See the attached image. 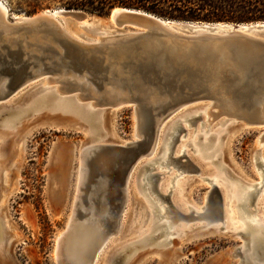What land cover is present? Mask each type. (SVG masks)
<instances>
[{
  "label": "rangeland",
  "instance_id": "obj_1",
  "mask_svg": "<svg viewBox=\"0 0 264 264\" xmlns=\"http://www.w3.org/2000/svg\"><path fill=\"white\" fill-rule=\"evenodd\" d=\"M1 1L7 9L8 22H12L14 17L28 16L25 13L27 0ZM47 10L51 9L36 13ZM65 28L75 36H95V33L83 32L74 23H68ZM31 53L35 57L38 54L36 51ZM53 75V78L61 75L64 82L73 77L63 73ZM44 77H38L9 97L0 99V105L6 106L0 109V219L5 225L2 231L0 223V264H57L54 254L56 240L73 214L81 145L101 143L103 141H98V138L104 140L108 134L114 143L134 140L135 107L127 101L128 84L124 75L109 74L107 77L110 79L105 81L100 91L86 78L75 76L78 80H84L82 85L77 86L79 89L67 94L58 93L62 97L75 94L92 96L79 101L81 104H90L103 99L102 94L112 87L119 94L118 97L126 98L116 107L95 105L92 107L93 111H97L95 120L91 123L81 120L79 124L71 115L51 113L49 106L40 112H26L32 99H24L38 85L45 88L59 86L45 84ZM34 105L41 106L39 102ZM202 105L197 103L190 107ZM14 108L21 111L16 113ZM35 118L46 121L39 125ZM234 121L202 115L191 126L182 123L185 134H180L179 142L172 149V157L181 156L173 155L175 150H184L197 171H184L173 184L170 178L180 171L172 169L167 173L169 167H165L152 172L162 174L160 183L157 181L161 185V192L166 194L171 187V202L184 215L189 213L188 207L198 211L205 205V194L210 189L207 180L216 182L224 199L223 220L210 223L204 219L174 221L169 230H175L173 235H161L148 243L129 245L148 235L151 230L150 218L143 214L146 209L141 208L143 200L138 193L137 176L134 173L129 186V202L119 221L120 229L107 236L103 247L96 254L95 264H246L242 258L251 251L249 237L243 238L236 234L235 230L240 229L243 223L238 217V209L234 207L236 200L231 199L230 194L238 185L252 189L250 185L260 183L264 177V174H260L264 171L261 164L264 160V142L258 143L264 136V124ZM5 125H9L10 129L3 131ZM209 135L211 137L206 141ZM263 190L264 183L261 191L252 197L249 206V210L253 211L249 216L253 220L257 218L262 225ZM224 219L226 226L219 229ZM166 238H170L169 243L157 246Z\"/></svg>",
  "mask_w": 264,
  "mask_h": 264
},
{
  "label": "water",
  "instance_id": "obj_2",
  "mask_svg": "<svg viewBox=\"0 0 264 264\" xmlns=\"http://www.w3.org/2000/svg\"><path fill=\"white\" fill-rule=\"evenodd\" d=\"M47 12L51 13L41 11L26 15L18 23L5 20V25L11 27V31L9 35L0 33V80L6 79L1 99L9 97L28 84L30 79L41 74L49 77L63 73L85 77L98 91L110 79L108 74L124 75L128 84L127 101L134 107L139 103L144 104L152 91L164 94L168 99L157 104L159 109L163 103V107H174L181 99L202 92L213 93L215 98L217 94L222 98L230 97L236 111L248 117L260 110V105L255 108L258 100L264 103V42L240 32L245 28H262L264 21L232 23L169 20L128 7L113 8L104 18L62 8ZM59 18L74 24L98 18L104 21L105 26H113L124 38L111 45L88 44L83 46L88 49H82L55 24ZM218 28L230 32L216 35ZM83 30L88 29L84 27ZM196 31L206 33L196 34ZM30 43L40 44L36 57L26 54ZM105 56L111 57L109 63H106ZM142 109H145L141 110L142 138L125 146L93 145L85 161L82 189L89 199L86 196L83 198L85 209L77 212L85 217L88 214L87 207H92L95 214L100 213V219L107 220L108 227L118 225L125 202L124 184L127 176L141 155L153 145L155 136L152 134L149 109L144 106ZM249 118L247 120L252 124L253 120ZM178 135L177 132L172 139L171 148L178 141ZM173 161L192 167L186 158L183 161L174 158ZM146 170L153 186L151 192L154 191L158 198L169 204V193L162 196L155 191L161 175L151 173L153 169ZM174 211L175 216L182 219L201 217L192 212L184 216ZM204 212L203 217L207 221L223 219L222 198L214 184H211Z\"/></svg>",
  "mask_w": 264,
  "mask_h": 264
},
{
  "label": "bare ground",
  "instance_id": "obj_3",
  "mask_svg": "<svg viewBox=\"0 0 264 264\" xmlns=\"http://www.w3.org/2000/svg\"><path fill=\"white\" fill-rule=\"evenodd\" d=\"M44 12L51 13L47 11H44ZM6 16H7V9L5 7V4H3L2 1L0 0V33L9 35L11 31V27L5 25ZM22 18H24V16L14 17V21L18 23V21ZM68 23H72V22L65 20V19H61V18L55 21V24L57 26H60L61 30L73 41V43L79 45L82 49H88V48L83 47L88 44L94 45L97 43H101L105 45H111L115 41L124 38V36L121 35L122 33H119L118 31H116L113 26H110V27L105 26L104 21L98 18H92L91 20H84L78 24H75L78 28H81L83 32L95 33L94 34L95 36L91 38H86L84 36H79V35L75 36L74 34L70 33L65 28V26H67ZM84 27H86V29L88 30L84 31L83 30ZM229 32L230 31L228 29L218 28L215 31V34L222 35V34H228ZM240 32L254 39H258V41L264 42V26L259 29H257L256 27H252V29L245 28L241 30ZM124 33H128V32H124ZM195 33L200 34V33H206V32L196 31ZM127 35L128 34H126V36ZM6 44L8 43L6 42ZM39 45H40L39 43H32L29 49L26 50V54L29 56L35 57V55L32 54L31 52L36 51ZM105 59L107 61L106 63H109V61H111V57L105 56ZM41 76H45L43 79L45 81V84L52 83L54 85L58 84L59 86L56 85L55 88H45L43 85H38L28 95L27 99H24V101L25 100L29 101L32 99V101L29 102L30 104L28 103L30 108L28 107L29 109L26 110L27 113H32L33 111L40 112L43 110H47L49 106L50 108L48 110L51 111V113L71 115L72 117H75L78 124L79 122L81 123V120L87 123H91L92 121L95 120V116L97 114V111L92 110V107H94L95 105L96 106L111 105L110 107H113V106L116 107L120 105L121 103H123L124 101H126V98L118 97L119 94L117 95V93L114 92L113 91L114 89L111 87L110 90L104 92L105 94H102L103 99L99 100L97 98L98 100H95L93 103L81 104L79 101L86 99V98L90 99L92 96L90 97L89 95H85V94L84 95L75 94L71 96L62 97L61 94H58V93L67 94V93H72L73 91H77L79 89L77 86L82 85L81 83L84 80L83 81H81L82 79L78 80L79 77L77 79L74 77H70L69 79L70 81L64 82V77H62L61 75L60 77L55 76V78H53L54 75H51L48 77L47 75L41 74L33 79H30L29 82ZM5 84H6V80L1 79L0 80V94L1 95H3ZM93 91L94 90L91 91L92 94L94 93ZM219 94L222 95V93H219ZM212 95L214 94L213 93L206 94L205 92H202L196 96H190V97L181 99V101H178L174 105V107H170V106L168 108L167 106L163 107V105H165V103H163L161 106V109H159L158 108L159 106H157V104L159 102L161 103L163 100L167 102L168 99L165 97L164 94H159V93L157 94L155 91H152L150 93V97H147L144 100V104L139 103L137 106H135L134 114H135L136 126L134 127L135 129L133 133L134 140H131L129 142H134L136 140H139L143 136L142 134L143 123H142V112H141V110H145V109H142L143 106L149 109L148 113L152 119V123H151L152 134L155 136V138L153 141V145L145 153L141 155V157L137 160L135 165L132 167V171L127 176L126 183L124 184L125 202H124L123 209L120 213V219H121L123 210L127 207V204L129 202V186L133 178L132 177L133 174L136 173L138 193L142 197V200H143V207L141 208L146 209V212H144L143 214H146L147 215L146 217L150 218L149 226L151 228L150 233L148 235L129 243V245L135 246L136 244H142L145 242L148 243V242L153 241V239L161 235H173L175 233V230H172L171 232L169 230L174 221L182 220V221L187 222V221L196 220V219H204L206 223L212 222V221H207L208 219L206 217H203L205 213L204 212L205 205L201 207L198 211H196L195 209H192L191 207H188L189 213L186 215L180 213L173 206L171 202L170 197H171L172 188L170 187L167 190L166 194H163L161 192V185L159 183L161 181L162 174L160 173L159 174L161 176L158 180L159 183L156 182L155 191L162 196L167 195L169 193L170 194L169 195L170 205L166 201H163L160 198H158L157 194L154 191L151 192V187L153 188V186L148 180V171L146 170V168H150V169H153V171H155L158 168L163 169L165 167H169L167 170V173H169L172 169H176L177 171H180L170 178V182L172 184L174 180L179 175H181L184 171H188V172L197 171V169L193 165L191 167L189 165L186 166L182 164L179 165V163L177 164L174 163L175 162L173 161L174 158H180V160L181 159L185 160V158L186 159L188 158L186 157L184 150H180L179 152H176L175 150L173 152V155L181 154V156L172 157V149L175 144L171 148L170 143L172 139L177 135V132L179 133L177 142H179L180 134L183 132L185 134V129L181 126L182 123H187L188 126H191L195 124V121L199 119V116L207 115L208 117L211 116L212 119H216L217 117H225L227 119L235 120L234 122H236L237 120L241 123H250L249 120L247 119H250L249 117H251V119L253 120V123L264 124V103L261 102L262 100L261 101L258 100L257 105H255V108L256 106L260 105V110L255 112V114L249 115L248 117V115L246 116L236 111V106L231 103L230 97L222 98V96L217 94L218 97L215 98ZM36 102H39L41 106L37 107V105H34ZM197 103H203V105L190 107L191 105H195ZM232 106H234L235 108L233 109ZM4 107L6 106L0 105V109L1 108L3 109ZM14 111L17 113V112H20L21 109L14 108ZM178 113L180 114L177 115ZM45 121L46 119H42V120L40 119L38 123L40 125V124H43ZM77 122L76 123L74 122V124L78 125ZM206 122L208 123V119ZM202 125L203 123H201V126ZM4 127H5L4 128L5 130L3 131L10 129L9 125H5ZM180 128H182L183 131L180 132ZM3 134L8 135V133H3ZM210 137L211 135H209L206 138V141H208ZM100 139L102 138L101 137L98 138V141H103V142L95 144V145L116 144V145L125 146L129 143L127 141H123L121 143L120 142L114 143L113 141H111L113 140V138L109 134L105 137L104 140H100ZM109 139H110V142H109ZM262 142H264V136L262 137L261 141H259L258 143L260 144ZM92 146H93L92 144L88 146V143L87 144L83 143L80 147L79 168H78V175H77L78 182L76 184L77 192H76V196L74 197L75 199L73 202V209H72L73 214L71 218L69 219V222L67 223V226L64 229V232L56 240L54 254H55V259L57 261V264H95V259L98 255L97 252L100 251L101 247H103L104 241L107 238V236L113 233L114 234L117 233V231L120 229V225H119L120 219L118 221L117 226L108 227L107 220H104L102 218L100 219V213L95 214L94 209L92 207L91 208L87 207L86 213L88 214L85 217L82 216V214L77 212L78 210L85 209V205L83 204V201L85 199L83 198L86 196V198L89 199V195L87 193L86 195H84V191L82 188L85 182V173H86L85 161L88 158V152L91 150L90 147ZM263 161L261 162V164L264 166ZM260 174L261 175L264 174V171H261ZM140 176L141 178H139ZM207 181L209 182L210 187H211V184L216 185V182L212 180H207ZM263 183H264V177H262V180L260 183L250 185L252 189L242 188V186L238 185L236 187V190L233 191V194H230V198L234 199V201L236 200L234 207L238 209V217L242 220V223H243V226L241 225L242 227L240 229L238 228L237 230H235L236 234H239L243 238L247 236L249 237V249L251 251L248 254H245L246 256L242 258V262H245L246 264H264V258H261L264 255V224L263 225L259 224L258 223L259 220L257 218L256 220H253V218L249 216V214L253 213V211L249 210V206L251 204V199H252L251 196L253 194L255 196L261 191ZM228 185L229 184L226 182V186ZM209 190L205 194L206 198H208ZM256 190L258 191L256 192ZM263 191L262 193H264ZM220 195H221V192H220ZM221 198H222L223 212H224V199L222 195H221ZM88 202H90V200ZM135 207L138 208L137 205H135ZM174 210H176L178 213L184 216H187L192 212V214L198 215L201 217H197L196 219H191V220L182 219L179 216L178 217L175 216ZM257 210L258 209H256V211ZM200 211L202 212L200 213ZM99 219H100V224L97 225V221ZM159 220L160 222H158ZM225 221L226 220L224 219L219 229L225 228L226 226ZM0 223H1L2 231L5 230V225L1 221V219H0ZM169 242H170V238H166L162 240L161 242H159L157 246H161ZM0 251H2V247H0ZM119 252L120 251H118V253ZM242 252H240V254Z\"/></svg>",
  "mask_w": 264,
  "mask_h": 264
},
{
  "label": "trees",
  "instance_id": "obj_4",
  "mask_svg": "<svg viewBox=\"0 0 264 264\" xmlns=\"http://www.w3.org/2000/svg\"><path fill=\"white\" fill-rule=\"evenodd\" d=\"M116 7L140 9L169 20L248 23L264 21V0H27L25 13L80 10L105 16Z\"/></svg>",
  "mask_w": 264,
  "mask_h": 264
}]
</instances>
